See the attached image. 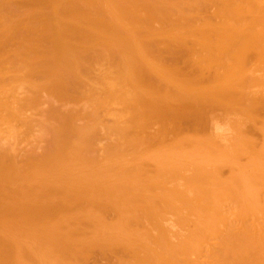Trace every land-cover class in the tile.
<instances>
[{"label":"bare ground","instance_id":"6f19581e","mask_svg":"<svg viewBox=\"0 0 264 264\" xmlns=\"http://www.w3.org/2000/svg\"><path fill=\"white\" fill-rule=\"evenodd\" d=\"M186 2L184 3V0H0V225L7 231L6 229L9 228L7 226L14 229L16 221L17 223L23 222L18 223V225L22 224L21 227L25 225L23 230L26 226L28 228L33 227L37 231L39 230L38 237L42 242L39 243L42 244V246L43 243H49L51 246L54 245L57 253L55 255L54 252L53 256H48L49 252H52V250L48 251L47 254L45 253L48 257L45 258L47 262L43 261L44 257H46L43 256V259H41V262L43 261L42 264H51L52 261H54L52 258L56 256L57 264H64L63 260L65 259L67 264H86L87 261L89 262L87 259V256H89L88 253L93 251L94 246L106 253V255L105 253L102 255L101 251L100 254L98 252L101 256L98 255L100 258L103 257L102 259L104 260L107 257L106 262L108 261L109 263H111L110 261L113 259L115 264H209V262H211V264H252L253 256L248 245L251 242H247V244L244 243L245 241H252V237L255 239V234L260 233L258 230L263 226L260 227V225L264 223L262 222L260 224L256 220V217V219L254 216L252 217L251 213L252 211L255 212L253 210L255 205L252 201L253 195L251 193L254 191H249L248 193L246 190L253 189L257 194L264 192L262 191L264 184L261 181L264 180V168L262 170L263 178L261 177L262 179L259 180V185L262 184V187L256 184L258 188H261L257 190L256 187L253 185L251 186V182L257 178L255 174L250 175L247 173L245 174L246 176H241L240 180L242 179L243 184L240 183L239 185L244 186L240 188L239 185L237 186L234 184L235 181L237 184L240 182L234 179L236 177H231V179L229 176L230 180L226 178L228 176L218 179L220 176L219 171L216 174V171H214L215 169L213 170L212 168L211 171H214V173L211 174L210 167L207 166L205 170H207V168L209 170L205 173L203 172L204 170H202L205 164H203V166L201 164L202 167L199 168L200 165L197 164L199 166L197 167L194 161L193 165H195L196 170L194 169L195 172L191 176L188 175L183 177L185 179L184 185H180V183L175 184L168 189V195L160 197L162 203L170 208H168V210L171 211V213L173 210V212L176 211L173 213L175 215L172 216L173 214L163 210L165 213L162 216L163 211L161 212V209L159 210L154 206H147L148 201L146 202L147 204H144L145 207L142 205L143 208H141L143 211L140 208L138 212L133 208L136 214L132 212L130 202L133 201H131L129 197L131 198V196H133L134 198L132 197V200H135V196L139 195L137 193L132 194L134 191L131 190L132 192L130 193L132 195L129 194V196L127 190L130 189L127 188V185L123 186L119 176L115 174H124L125 180H122L127 183L131 181L135 182V188L138 189L163 187L166 178L176 179L179 176L178 169L175 166L160 168L157 172V176L140 177V166L137 162L134 165L130 164V166L129 164H127V166L121 164L123 167L119 169L111 166L110 163L108 165V167H110L108 168L101 160L99 161L103 163L102 165L105 164V166H97L98 162L97 164L93 163L94 155H92L91 152L94 148L97 133L99 132L98 128L101 126H103L101 129L105 130L103 131L105 135L104 139L106 136L108 137V135L109 138L111 135H116L114 137L121 140L115 139V142H109L104 148L102 147L105 151L104 154H107V157L108 155H115L120 158L122 155L124 156L122 149L124 141L129 143L127 145L128 147H134V154H140V152H142L141 149L139 148L140 151L138 150V153L136 149L142 142L149 141L148 144L150 145V142L153 141L152 139L156 138L157 140L155 141H158V138H163L162 141L164 142L162 143L164 144L167 141L164 139L166 138V135L164 137L165 132L169 135V132H167L169 130H174L178 127L182 129L180 123L183 121L186 123L191 122L195 125V121L191 119L201 120L204 115L203 110H205V107L212 111L213 109H209V107L216 105L218 106V108L216 106L217 109H219L220 106L222 112L227 109L226 112L229 111V114L233 110H235L233 113L243 114V119L240 117L242 114L239 116L242 121L238 118L234 119L240 120V123H232L234 127L235 125H239V133L237 129L231 126L235 129V131L232 129L235 134L233 135V139L241 135V137L237 138L239 140L241 139V142L238 141L236 143L235 140H233L237 144L233 143L236 145L235 147H238V143L240 145L244 143V145H249V143L252 144L250 141L251 139H245L248 135V133L246 134L248 130L243 131L242 127L245 123L244 119L247 118V120L249 119L248 121L254 120L255 110L259 107L255 99L257 96L250 94L251 92L243 91L242 88V90H239V86L244 83L245 76H251V73L255 71L254 66H256V64L254 66L250 65L252 61H254V59L264 58V0H187ZM185 4L188 8L185 7ZM210 7H214V17L211 19H204L198 15L197 9L203 10ZM154 22H159L161 26L159 28H152ZM142 26L148 28V32L143 34L141 29ZM154 34L164 35L165 37L163 38L165 39H163V44L166 43L164 44L166 47L164 51L169 50V52L175 53L176 55L175 58L171 59V61L164 66V62L167 61L166 59L165 61L164 59H160V46V50L158 49V45L162 43H159L158 39L154 38ZM196 44L199 45V50L194 47ZM161 55L162 54H160V56ZM180 57H185L184 63L188 69L187 73L184 75L177 63ZM251 58L252 61H250ZM257 61L254 63L259 64L260 60ZM262 61H264V59ZM95 64L98 65L97 68ZM104 64L106 66H103ZM261 66H263V63ZM103 67H105V70ZM258 68H256V70ZM95 69L100 71V73L98 72L96 74V79L94 80H97L102 85H100L102 88V95L99 93V87L93 85L96 83H90L93 80V78H90V75ZM261 69L259 70L261 71ZM252 75V77H255L252 79H258L255 74ZM258 77L259 79L257 82H259V80L260 82L264 80V78H262L264 75L262 76L261 74V76ZM249 81L251 82L252 90V82L254 81L250 79ZM261 83L264 86V81ZM234 87L239 88L235 89ZM230 88L238 92H233V90L229 91ZM252 92L255 94V91ZM262 93L263 92H261V94ZM256 95H260V92ZM114 99L122 100L121 104L125 103L124 105L126 106L123 105L122 108L128 107L129 109H127V113L125 111L126 109H124L126 115H124V113L122 114L123 111L120 112L122 116H125H123L124 118L122 117L123 119L120 117L123 123L120 121L118 122L120 118H118L117 113H119L120 110H115L117 119L114 115V122L116 124L106 127L104 124L99 123V119H103L102 116L105 115V110L114 114L108 109V106L112 108V105L117 103L120 104L119 101L115 103L116 100ZM263 99L260 100L258 98L260 104H263ZM105 101H111L110 105L109 103L105 104ZM82 102L88 103H86V105ZM104 104L108 105L106 106L107 108L104 107ZM231 105L232 109L230 107ZM234 105L235 107L238 105L237 108L239 109L236 110ZM101 106L105 109L99 108ZM255 106L256 109L254 108ZM88 107L90 109H88ZM98 108L100 111L104 109L101 111L102 113ZM129 110L130 115H128L126 119ZM98 112L104 115L100 114V117ZM108 112L106 114L109 115ZM226 112L224 111L223 114H227ZM97 118L99 119L97 120ZM209 118L211 119V117ZM188 119H190V121ZM206 119L208 118L206 117ZM78 120L82 122L78 123ZM204 120L205 118L202 122ZM234 120L233 122H235ZM184 122L182 124L186 130L188 126H186ZM152 124L157 125L154 126ZM148 127H152V130H150L154 132H147L146 129ZM261 127H263V125ZM188 128L190 129V127ZM195 129H197V127L194 128V130ZM262 129L261 131H264ZM181 131L183 133V130ZM197 131L195 135L200 133V130L199 132ZM145 132L146 134L149 133V135L146 136L144 134ZM192 137L190 140L193 141L196 137ZM109 138L107 139L110 140ZM199 139L201 140V138ZM190 140L188 142L189 147L192 146L193 143L196 144L198 141H193L192 143ZM41 141H44V144H39ZM242 141L244 142L242 143ZM168 142H170V140ZM203 145L204 144H202L203 148L201 144H199V146L196 144L197 147H194V145V154H205L204 148L206 149V147ZM219 145L220 144H218V146ZM161 146L163 147V145ZM231 147L229 148L231 149ZM235 147L233 146L232 148L237 150L238 148ZM255 147H248V149H250L249 151L255 154L253 156H256V152H254ZM37 148H40V151H37ZM166 148H168V146ZM196 148L199 150L201 149L200 151H202V153L200 154ZM209 148L211 149V147ZM168 149H170L171 152L173 151L172 153H175V149ZM184 149H182V151ZM210 149L209 152H211ZM213 149L214 148H212V150ZM248 149L247 151L242 149V151L248 152ZM162 150H164V148ZM224 150L221 152L223 153ZM236 150L233 152L235 155L236 152L240 153L239 150ZM110 152H112V154H110ZM156 152L154 156H156ZM171 152H168V154ZM187 152L189 155V151ZM214 152H216V150L213 151V153ZM166 153L167 151L165 154ZM263 153L261 152V156H264ZM224 154L226 153L224 152ZM226 155L228 156V154ZM212 156L214 157V155ZM183 157L185 156H182V158ZM222 157L223 155L211 161L215 164L216 160H221L219 162L221 163L226 159V157H223L224 159H222ZM261 158L264 159V157ZM261 158H258V160L260 159L259 161L256 160V163H254L255 167L257 164H260L261 161H263L261 165L264 167V160ZM193 159L194 158H192V160ZM199 159L201 160H199L200 163L203 162L209 165V163L205 162L206 159ZM133 160L137 161V156ZM237 160L239 161V159ZM130 162H132V160ZM236 163L237 162L234 164ZM247 166H250V164ZM253 167L251 168L254 169ZM115 168L118 169L116 173L114 171ZM179 170L181 169L179 168ZM191 171L193 170L191 169ZM102 173L104 174L102 175ZM110 173H112V175ZM69 174L72 175L70 176ZM235 175H237L239 179L238 174ZM109 176L111 179L112 177L113 179L117 177L115 178L117 181L116 188L120 187L119 189L117 188V190L114 189L113 191H109V188L105 185L106 183H104L107 182L104 181V178L108 180L107 178L110 179ZM259 176H261V174ZM246 177L251 178L248 182L251 188L248 186L246 187L248 181ZM224 178H226V180H220ZM42 181L43 184L40 183ZM225 181L227 183H224ZM100 182L103 183L100 184ZM260 182L262 183L260 184ZM254 183L255 181L253 184ZM64 184L69 187H65ZM102 184L105 186L103 187ZM228 184H234L236 187L228 186ZM70 185L73 189H70ZM129 185L132 186L131 184ZM80 187L82 189H80ZM87 188L89 189L88 192H86L88 190ZM256 190L259 192H256ZM117 191L119 193H116ZM243 191L245 192L243 193ZM120 192L127 194H125L127 201L124 200L122 203L120 200L117 203H111L115 206L114 208H116V212H118L119 216L117 217L115 210L111 209L116 213L113 217L114 221H104L103 218L105 217H103L102 212L105 209L109 210L111 207L106 206L103 209L102 206L107 205L102 203L104 200L95 201L91 196L95 193L97 197L100 194L103 198L107 196L111 197V194L109 195L107 193H114L113 195L119 194L118 196L123 195ZM235 192H239V194ZM86 193H90L91 196ZM103 193H106V195ZM240 193L241 196H246L247 202H240L242 205L237 203L238 206L240 205L242 210L245 208L246 204L248 207L251 206L250 210L252 211L248 210L249 208H245L246 210L243 212L244 214L246 211L250 212H247V214L251 215V217L260 224L258 226L256 222H253L257 224H255L256 227L254 228L260 227L259 229L255 230L252 228V225H254L252 222L243 223V220H248V215L236 214V212L240 210L236 205L231 207L233 208L236 206V209H239L238 211L235 210V213H230L228 211L229 208V210H232V208L227 205L229 203L227 198L230 197L231 194H234L232 197L234 196L237 198L238 195L240 196ZM229 194L230 196H227ZM257 194L253 196L254 200L258 197ZM171 196H173V198H171ZM230 198H228V200ZM240 200L242 201V198H240ZM220 201L223 203L221 204ZM224 201L228 203L225 204ZM236 201L238 200L235 199L234 202L232 203L231 201V203L235 204ZM126 202H129V204ZM250 202L252 204H249ZM89 203L91 205L93 204L94 207L90 208L89 206L91 205L86 206ZM223 205L229 206V208ZM77 207L81 209L78 208L77 210ZM95 207L99 209L101 207L102 212L100 210V213ZM185 208H188L190 212L191 210L196 211H194V215H190L189 212L188 214L190 216H188V211L186 212ZM70 209H73L72 212L74 213H66V211ZM74 209L76 210L74 211ZM129 209L131 212L128 211ZM225 210L226 214L228 213V217L231 216V214H235V217L230 218L232 220L228 217V219H226V216H224L225 213L223 212ZM81 211L83 213L88 212L86 215L92 214V216H88V219L91 217L94 218V221L90 219V221L92 220L93 222L94 229H96V231L94 230L93 232L90 226L92 237H87L86 234L83 231L80 232L81 230L78 228V226L82 225L84 222V218L82 217L83 213ZM183 211L186 214H184ZM243 212L240 210L239 213ZM140 213L142 214L141 217H144H142L144 220L139 217ZM76 214L81 215L77 216ZM166 214L171 216V218L168 216V219H173L172 223L170 219H166L167 216L165 218ZM183 214L184 216L187 215L185 217L188 219H186ZM196 214L198 219H201L200 222L197 219L200 225H197V221L193 218L196 217ZM97 215L100 216V220L97 218ZM176 215H179L180 219L181 217L182 219L185 218L186 225L194 219L193 223L195 227L194 224L191 223L189 227H194L192 229L190 228L191 231L189 227H187V229L186 226V229H184V222H181L182 219L176 221L179 220V218L175 219ZM62 216L63 218H61ZM66 216L69 220L65 218ZM68 216H72V220H76V223L77 219L83 221L81 223L79 221V225L73 222L74 225H78L75 226V228L71 226L67 228L69 223H72L71 218ZM58 217L62 219L60 225L68 223L65 225V227L67 226L66 229L62 227L64 229L62 231H60V226L56 223L57 221H54V219ZM189 217H192V219L190 220ZM164 218L165 222L163 220ZM225 219L226 221H230V224L225 223ZM12 220H15L14 224H12ZM105 220L107 219L105 218ZM174 220L179 224H183V230H181L182 225L180 229V226L176 224ZM90 221H88V224H90ZM101 221L104 222L102 223ZM220 221H223V223ZM216 222H219L222 226L218 223V225L212 226L216 224ZM100 223L103 224V226H101ZM209 224L212 225L209 226ZM19 226L18 228L20 229ZM27 227L26 230H28V234H25L26 237L28 235V237H30L31 234V237H34L35 231H33V228H31L32 232H30ZM173 227H176L177 230L178 228L180 229L177 231V234L175 232L176 228L173 229ZM203 227L206 231L208 229L213 231L214 228V230H218V228L224 227L226 229L224 231L228 232L225 233L226 235L220 234V237H223L224 240L222 238V243L219 244L221 240H219V236H217L219 234L214 235L209 233V230L206 234ZM9 229L8 231L11 234L18 231L14 229L15 232H12ZM106 229L108 231H106ZM252 229L254 234L251 232ZM20 230L21 232L23 231L22 228ZM26 230L24 233H26ZM187 230H189L188 234H186ZM179 231H182L181 233L184 231L185 234H181L182 236H180L178 233ZM220 231L223 232L221 229ZM261 231L264 233L263 227ZM262 232L259 234V237ZM209 234H211V237L214 235V239L211 238ZM204 237H206V239L210 237V242L215 240L216 237L217 239L215 241H218V244L217 242L211 243V245L214 246L208 249L210 244L208 243L209 245L207 246L206 242H204V245L206 244L207 246H205L207 250L204 246L200 248L203 243L200 239ZM258 238L254 241L257 242V240H259V242H261V237ZM203 241H205V238ZM19 242L20 244H18V241H15V238L9 233L0 235V257L2 259H0L2 262H0V264H22L24 260L21 257L27 258L26 255H30V251L28 252L29 249L25 250L28 246L22 249L25 242ZM51 246L47 248H53ZM198 250L200 251L195 252ZM26 251L28 254H24ZM106 251H109L110 256ZM203 251L208 253L211 258L210 256L207 257L206 253ZM192 253H196L195 255L193 254L194 257H196L197 254L203 253L198 256V259L201 256L200 259L209 258L211 260L206 261L205 259L204 261L203 259L202 261L194 259L191 257ZM203 255H206V257ZM31 258L32 257H30V259ZM108 258L110 261L107 260ZM21 259L22 262L18 263V260L21 261ZM80 259L81 261H78ZM41 262L39 261V263ZM24 263L26 264V262Z\"/></svg>","mask_w":264,"mask_h":264},{"label":"rangeland","instance_id":"374dc122","mask_svg":"<svg viewBox=\"0 0 264 264\" xmlns=\"http://www.w3.org/2000/svg\"><path fill=\"white\" fill-rule=\"evenodd\" d=\"M187 0H184V3L186 2ZM189 2V1H188ZM186 4H187V2H186ZM185 4V7L186 8H188V6ZM143 11V10H142ZM141 11V12H142ZM213 11H214V7H210V8H205V9H203V10H198L197 9V12H198V15L199 16H201L202 18H204V19H211L212 17H214V13H213ZM142 14H143V12H142ZM158 23V24H157ZM161 26V24L159 23V22H154L153 23V25H152V28H155V27H157V28H159ZM142 33L144 34V33H146V32H148V28H145V26L143 27L142 26ZM146 30V31H145ZM163 37H165L164 35H156V34H154V38H157L158 39V42L159 43H162L161 45L159 44L158 45V49H159V46H160V53H159V57H160V59H164V61H165V59H166V61L167 62H164L165 64H163V66L164 65H166V63L168 64L170 61H171V59H173V58H175V53H172V52H169V50H167V51H164L165 49H166V47H165V45L164 44H166V43H164L163 44V39H165V38H163ZM166 41V40H165ZM164 46V47H163ZM176 47V46H175ZM194 47L196 48V49H198V47H199V45H194ZM193 47V48H194ZM165 48V49H164ZM199 50V49H198ZM163 52V53H162ZM160 54H162L161 56H160ZM264 59V58H263ZM263 59H257L258 61H259V64H257V63H254V62H256L257 60L256 59H254V61H252V58L250 59V61H252V63L250 64L251 66H254L255 64H256V66H254L255 67V73L253 72V73H251V76L249 75V76H245L244 77V83H242V85L241 86H239L240 87V89L239 90H242L243 89V91L245 90V92H251L250 94H253L254 96H257L255 99H256V101H257V106H259L257 109H256V106L254 107L256 110H255V116H254V120H252V121H248L247 120V118L246 119H244V125H243V131L245 130V131H247L246 132V134L248 133V135H247V137H245V139L246 138H248V140H250L251 142H252V144L251 143H249V145H244V144H239L238 143V147H235L237 144V142L238 141H240L241 142V139L239 140V139H237L238 137H241V135L240 136H238L237 137V135H236V137L237 138H235V139H233V135H235L234 134V131H235V129H237V131H238V133H239V125L238 126H236L235 125V127H234V125H232V123H237L238 124V122L241 120V119H243L242 117H243V114L242 113H233V111H235V110H233L230 114H229V111L228 112H226V110H224L227 114H223V112L220 110V106H219V109H217L218 108V106H217V108H216V106H213V107H209V109H213L212 111H210V110H208V108L207 107H205V110H203L204 111V115H203V117L205 118V120L202 122V120L204 119L203 117H202V119L201 120H194V119H191L192 121H195V125L194 124H192L191 122H184V124L186 125V126H188V127H190V129L188 128V127H186V130L184 129V127H183V122H181L180 123V125H182V126H180V127H182V129L181 128H176V129H174V130H169V131H167V132H169V135H167V133L165 132L164 133V137H165V135H166V138H164V139H166L167 141L163 144L162 142H164V141H162V139H160V138H158V141H155V140H157L156 138H154V139H152L153 141H151L150 142V145L148 144V142H146V141H144V142H142L140 145H139V147L136 149V151H137V153H138V150L140 151V149H141V151L142 152H140V154H134V151L135 150H133V148H130V147H128L127 145L129 144V143H126L125 141H124V145H123V147H122V149H123V154H124V156L122 155L120 158H118V157H116L115 155H108V157H107V154H104L105 153V151H104V146L105 145H107L109 142H115L114 140L115 139H119V138H115L114 136H116V135H111L110 136V138H109V135H108V137L106 136V138L104 139V137H105V135H104V132L103 131H105V130H102L101 128L103 127V126H101L100 128H98V131L100 132V134H99V132L97 133V137H96V140H95V142H94V148H93V150H94V154H93V150H92V155H94V161H96V162H94L93 161V163L95 164H97V162H98V165L97 166H99V165H101V167L102 166H105V164L107 165V167H108V165H109V163H110V165L111 166H114V167H117L118 169L119 168H122L123 166H127V164H129V166H130V164L131 165H134V164H136V162H137V164L140 166V173H139V176L141 177H150V176H157L158 175V171H159V169L160 168H165V167H170V166H175L177 169H178V172H179V176L176 178V179H172V178H166L165 180H164V184H163V187H152V188H145V189H138V188H135V182H132L131 180H129V181H131L130 183H127V182H124V174H122V173H116V170H118L117 168H115V175H117V176H119V179L121 180H119L120 182H122V185L123 186H126L127 185V188L128 189H130V190H127L128 192V195L129 194H131L130 192H132V191H134V192H132V194H134V193H137L139 196H135V200L133 199L132 200V197L133 196H131V198L129 197V199L131 200V201H133V202H130L131 203V205H130V208L132 209V212H134L133 211V208H134V210L136 211H138V210H140V208L142 207L143 208V206L142 205H144V204H147V206L149 205L150 207H152V206H154L155 208H157V209H161L160 211L162 212L163 210L165 211H168L169 213H171V211H169L168 210V208L169 207H167V206H165L163 203H162V201L160 200V197L161 196H164V195H168L169 194V191H168V189L170 188V187H172L173 185H175V184H179L180 183V185H184L183 183L185 182V179L183 178V177H186V176H191L195 171H194V169H195V165H193L194 163V161H195V164L197 165H200V167L197 165V167H199V168H201L202 166H203V164H205L203 167H204V169H202V170H204L203 172H208V170L210 169V171L212 170V168H213V170L214 171H216L215 173L217 174V172L219 171V177H218V179L219 178H222V177H226V176H228V177H226L227 179H229L230 180V178L231 177H236L237 178V175H235V174H238V176H239V179L237 178H234L235 180H239L240 182H238V184L236 183V181H235V183H234V181H233V183L235 184V185H239L240 183H242L243 181H242V179L240 180V177L241 176H246L245 174H250V175H253V174H255V177H257V178H255V183L253 184V182L254 181H252L251 182V186L253 185L254 187H256L257 188V190L258 189H261L260 187H262L261 185V183L263 182V184H264V180H261L262 182H260V184L261 185H259V180L260 179H262L263 178V174H262V170H263V166L261 165V163L263 162V161H261V163L260 164H257V166L255 167V165H254V163H256V160H258V158H261V157H264V156H261V152L263 153V148H264V131H261V129L262 128H264V102H263V104L261 103H259L260 102V100L261 99H263L264 98V86L262 85V83L261 82H263V81H261L260 82V80H259V82H257L258 81V79H259V77L258 76H261V74H262V76L264 75L263 73V68H264V61H262ZM162 61V60H161ZM175 61H177V60H175ZM184 61H185V57H180V59H179V61L177 62L178 63V66H179V68H180V70H181V72H182V74L184 75V74H186L187 73V71H188V69H187V67L185 66V63H184ZM257 61V62H258ZM262 61V62H261ZM100 63V62H99ZM98 63V64H99ZM261 63V64H260ZM262 63H263V66H261L262 65ZM259 65H260V67L262 68H260L259 67ZM95 66H96V68H97V64H95ZM103 66H106L105 64L103 65ZM165 67H167V66H165ZM253 67V68H254ZM259 67V68H258ZM256 68H258L257 70H259V69H261V71L259 72V71H257L256 70ZM103 69L105 70V67H103ZM103 70V71H104ZM254 70V69H253ZM94 72H92L91 73V75H90V78L92 79L93 78V80L91 81V80H89V81H91L90 83H92V82H95L96 84H93L94 86H96V87H99L98 88V90L100 91H98L100 94L102 93V91H101V84L97 81V80H94V79H96L95 78V76H96V74L99 72L100 73V71L99 70H97V69H95V70H93ZM250 71V70H249ZM248 71V72H249ZM252 71V70H251ZM247 72V73H248ZM250 73V72H249ZM259 73V74H258ZM252 74H255V76H257V78L258 79H252V78H255V77H252L253 75ZM186 76V75H185ZM262 78H264V77H262ZM262 78L260 77V79L262 80ZM248 79V80H247ZM249 79L251 80V81H254V82H252V90H251V82L249 81ZM256 80V81H255ZM98 82V84H97V82ZM247 83V84H246ZM254 83H256V84H258V85H256V84H254ZM101 85V86H100ZM245 85V86H244ZM248 85V86H247ZM239 87H234L235 89H237V88H239ZM242 88V89H241ZM259 88V89H258ZM235 89H229V91L231 90H233V92H238V91H234ZM259 90H261V91H259ZM252 91H255V94H254V92H252ZM260 92V95H256V94H259V92ZM261 92H263L262 94H261ZM102 95V94H101ZM263 96V97H262ZM258 98L260 99L259 101H258ZM84 100V99H83ZM114 100H116V99H114ZM264 100V99H263ZM106 101H108V100H106ZM105 101V104H108L109 103V105H110V103H111V101H109V102H106ZM120 102V104H115V105H112V108H111V106H108V105H105L104 104V107L105 108H107L106 106H108L109 108V110L110 111H112L114 114H112L111 112L109 113L107 110H105L106 112L104 113V114H101L102 112V110H104L105 108L103 107V106H101V107H99V108H104V109H102L101 111H100V109L98 108V110L101 112L100 114L101 115H104V116H102V118L103 119H99V118H97V120L99 119V123H101V124H104L106 127L107 126H113L114 124H116L114 121H115V118H114V115L116 116V111L115 110H120L119 111V113H117V116H118V118H122L124 115H126V113H127V109H129L128 107L127 108H124V109H126L125 111H126V113L124 112V109L122 108L123 107V105L125 104V103H122L121 104V101H120V99H118V100H116L115 101V103L116 102ZM114 102V101H113ZM262 102V101H261ZM82 103H85V102H82ZM81 103V104H82ZM86 103H88V102H86ZM85 103V104H86ZM90 104V103H89ZM112 104H114V103H112ZM260 104V105H259ZM79 105H80V103H79ZM79 105H77V106H79ZM87 105V104H86ZM117 106V107H116ZM125 106V105H124ZM262 106V107H261ZM126 107V106H125ZM215 107V108H214ZM231 107V109H232V105L230 106ZM237 107H238V105H237ZM237 107H235V105H234V108H236V110H238L239 108H237ZM120 108V109H119ZM123 110H122V109ZM207 108V109H206ZM88 109H90L89 107H88ZM204 109V108H203ZM222 109V108H221ZM229 110H230V108H229ZM115 111V112H114ZM123 111V112H122ZM109 113V115L108 114H106V113ZM120 112H122V114L124 113V115L122 116L121 115V113ZM206 112H208V113H206ZM237 112V111H236ZM238 112H240V111H238ZM206 113V114H205ZM233 113V114H232ZM99 114V112H98V115H100ZM110 114H111V116H110ZM119 114V115H118ZM240 114H242V116H240ZM101 115H100V117H101ZM121 115V116H120ZM128 115H130V110H129V112H128V114H127V116H126V119H127V117H128ZM117 116H116V119H117ZM226 116V117H225ZM241 117V119H240V117ZM99 117V116H98ZM125 117V116H124ZM123 117V118H124ZM206 117L208 118V119H206ZM209 117H211V119L209 118ZM120 118V120H118V122L120 121L121 122V120L123 119H121ZM235 118H238V119H240L239 121L237 120V122H236V120H234ZM190 119H188L189 121H190ZM102 120H104V121H102ZM233 120L235 121V122H233ZM246 120H247V122H246ZM100 121H102V122H100ZM108 123H107V122ZM125 121V120H124ZM187 121V120H186ZM196 121H198V122H200V123H198V122H196ZM217 121V122H216ZM223 121V122H222ZM242 121V120H241ZM78 123H80V122H82V121H77ZM116 122H117V120H116ZM213 122V123H212ZM252 122H254V123H252ZM113 123V124H112ZM121 123H123V121L121 122ZM197 123H198V126H197ZM205 123V124H204ZM231 123V124H230ZM240 123V122H239ZM100 124V125H101ZM212 124V125H211ZM3 125V124H2ZM97 125L99 126V124L97 123ZM152 125H154V124H152ZM155 125H157V124H155ZM154 125V126H155ZM194 125V126H193ZM254 125V126H253ZM263 125V127H261ZM231 126H233L234 128H232ZM256 126V127H255ZM2 127V126H1ZM197 127V129H195L197 132H199V130H200V133H197V135H195V130H194V128H196ZM198 127H200V128H198ZM217 127V128H216ZM252 127V128H251ZM148 128H149V130H148ZM146 130H147V132L149 131V133L150 132H154V131H151L152 130V127L150 128V127H148ZM188 128V129H187ZM256 128V129H255ZM261 128V129H260ZM104 129H105V127H104ZM151 129V130H150ZM178 129V130H177ZM232 129H234V131L232 130ZM253 129V130H252ZM258 129V130H257ZM102 130V131H101ZM154 130V129H153ZM180 130V131H179ZM181 130H183V133H182V131ZM262 130H264V129H262ZM175 131V132H174ZM185 131V132H184ZM193 131V132H192ZM195 131V132H194ZM203 132V133H202ZM206 132V133H205ZM209 132V133H208ZM220 134H219V133ZM149 133L148 134H146V132L144 133L146 136L147 135H149ZM172 133V134H171ZM215 133H216V135H215ZM222 133V134H221ZM99 134V135H98ZM106 134V133H105ZM176 134V135H175ZM183 134H185V135H183ZM217 134H219V135H217ZM107 135V134H106ZM174 135V136H173ZM222 135V136H221ZM231 135V136H230ZM245 135V134H244ZM250 135H252V136H250ZM171 138H170V137ZM193 136V137H192ZM194 136L196 137V138H194ZM200 136H202V137H200ZM228 136V137H227ZM246 136V135H245ZM249 136V137H248ZM191 137L192 138H194L193 139V141H197L196 142V144H198V146H199V144H201V147H202V144H204L203 146L204 147H206V149L204 148V150H205V154L204 153H202V151H200L198 148H196L197 149V151L198 152H200V154L202 153V155H199L198 153H196V154H194V151H193V149H194V147H197L196 146V144L195 143H193V141L192 140H190L191 139ZM201 138V140L199 139V138ZM31 138V137H30ZM107 138H109L110 140H108ZM170 138V139H169ZM243 138H244V136H243ZM261 138V139H260ZM159 139H160V142L162 143H160L159 142ZM187 139V140H186ZM196 139V140H195ZM255 139V140H254ZM120 140V139H119ZM123 140V139H122ZM170 140V142H168ZM189 140H190V142L192 141V143H193V145L192 146H190L189 147ZM218 140V141H217ZM221 140V141H220ZM233 140H235V142L233 141ZM254 140V141H253ZM121 141V140H120ZM204 141V142H203ZM207 141V142H206ZM146 142V143H145ZM156 142H158V143H156ZM201 142H203V143H201ZM208 142H210V143H208ZM220 144L219 146H218V144ZM244 141H242V143H243ZM152 143H154V144H152ZM168 143V144H167ZM172 143V144H171ZM230 143V144H229ZM233 143H235L236 145H234ZM39 144H44V141H41ZM151 144H152V146H151ZM163 145V147L161 146V145ZM165 144H167L166 146H164ZM209 144V145H208ZM216 144V145H215ZM225 144V145H224ZM228 144V145H227ZM233 144V145H232ZM142 145V146H141ZM157 145V146H156ZM172 145V146H171ZM195 145V146H194ZM233 147H235V148H238L237 150L236 149H234V148H232L231 146ZM168 146V148H171L172 150H174L175 149V153H172L171 152V150L170 149H168V148H166ZM170 146V147H169ZM194 146V147H193ZM208 146V147H207ZM213 146H215V147H213ZM227 146V147H226ZM231 147V149L229 148V147ZM242 146V147H241ZM250 146V148L251 147H255L254 148V152H256V156H253V155H255V154H252L251 153V151H249L250 149H248V147ZM103 147V148H102ZM131 147H132V145H131ZM209 147H211V149L209 148ZM218 147V148H217ZM244 149V150H246L247 151V149H248V152H245L244 150L242 151V149ZM140 148V149H139ZM143 148V149H142ZM164 148V150H162ZM185 148V149H184ZM187 148H189V149H187ZM203 148V147H202ZM208 148V149H207ZM212 148H214L213 150H212ZM221 148V149H220ZM155 149H156V151H155ZM182 149H184L183 151H182ZM192 149V150H191ZM209 149H210V151L211 152H209ZM220 149V150H219ZM225 149V150H224ZM227 149H229V150H227ZM241 149V150H240ZM163 152H161V151ZM191 150V151H190ZM203 150V149H202ZM216 150V152H214L213 153V151H215ZM222 150H224L223 151V153L221 152ZM227 150V151H226ZM234 150H236V151H240V153L239 152H236V155H235V153H233L234 152ZM252 150V149H251ZM37 151H40V148H37ZM104 151V152H103ZM159 151V152H158ZM167 151V155L165 154V152ZM177 151V152H176ZM185 151V152H184ZM187 151H189V155H188V152ZM196 151V150H195ZM218 151V152H217ZM229 151H231V152H229ZM133 152V153H132ZM155 152H156V156H154L155 155ZM162 154H161V153ZM168 152H171V153H169L168 154ZM184 152V153H183ZM187 152V153H186ZM204 152V151H203ZM220 152H221V155H220ZM224 152L226 153V154H228V156L226 155V154H224ZM243 152V153H242ZM252 152H253V150H252ZM97 155H96V154ZM144 153V154H143ZM153 153V154H152ZM194 155H193V154ZM216 153H219V154H216ZM230 153V154H229ZM238 153V154H237ZM246 153V154H245ZM248 153V154H247ZM110 154H112V152H110ZM158 154V155H157ZM234 154V155H233ZM257 154H258V157H257ZM264 154V153H263ZM165 155H166V158H165ZM204 155V156H203ZM212 155H214V157L212 156ZM220 155V156H219ZM223 155V157H226V159H224L223 157H222V159H224V161H222L221 163H219L220 161H215V164H214V162L213 161H211L212 159H214V158H219V157H221ZM232 155V156H231ZM251 155V156H250ZM261 157H260V156ZM136 156H137V161H134L133 159L134 158H136ZM152 156V157H151ZM182 156H185V157H183L182 158ZM197 156V157H196ZM209 156H210V158H209ZM216 156V157H215ZM217 156H219V157H217ZM236 156V157H235ZM250 156V157H249ZM159 157V158H158ZM188 157V158H187ZM211 157H213V158H211ZM229 157H231V158H229ZM233 157H234V159H233ZM249 157V158H248ZM133 158V159H132ZM147 158V159H146ZM150 158V159H149ZM152 158V159H151ZM157 158V159H156ZM175 158H176V160H175ZM187 158V159H186ZM190 158V159H189ZM192 158H194L193 160H192ZM199 158H201V159H206V161L205 162H207V163H209V165H206V163H200V159ZM254 158V159H253ZM231 159V160H230ZM236 159V160H235ZM237 159H239V161L237 160ZM247 159V160H246ZM262 159V158H261ZM99 160H101V161H103V163H105L104 165H102L103 163L101 162V161H99ZM128 160V161H127ZM132 160V162H130V161ZM160 160V161H159ZM200 160V161H199ZM229 160V161H228ZM260 160V159H259ZM258 160V161H259ZM262 160H264V159H262ZM153 161V162H152ZM197 161V162H196ZM225 161H227V162H225ZM237 162L236 164H234L235 162ZM115 162H117V163H115ZM128 162V163H127ZM133 162H135V163H133ZM229 162V163H228ZM233 162V163H232ZM100 163V164H99ZM112 163H113V165H112ZM191 165H190V164ZM211 163V164H210ZM219 163V164H218ZM243 163V164H242ZM120 164V165H119ZM121 164L123 165V166H121ZM201 164H202V166H201ZM213 164V165H212ZM242 164V165H241ZM249 165L250 164V166H247V165ZM254 165V167H253V165ZM121 166V167H119V166ZM211 165H212V167H211ZM216 165H217V167H216ZM218 165H220V166H218ZM240 165V166H239ZM244 165V166H243ZM194 166V167H193ZM207 166H209L210 168L208 169L207 168V170H205L206 169V167ZM215 166V167H214ZM110 167V166H109ZM108 167V168H109ZM188 167V168H187ZM196 167V168H197ZM249 167V168H248ZM251 167H253L254 169H252ZM107 168V169H108ZM179 168L181 169V170H179ZM232 168V169H231ZM183 169V170H182ZM191 169L193 170V171H191ZM198 169V168H197ZM112 170V171H113ZM196 170V169H195ZM236 170V171H235ZM260 170H261V172H260ZM107 171H110V170H107ZM111 171V172H112ZM214 171H211L210 173L211 174H213L214 173ZM264 171V170H263ZM197 172V171H196ZM232 172V173H231ZM246 172V173H245ZM109 173V172H108ZM114 173V172H113ZM210 173H208V174H210ZM222 175H221V174ZM83 174H85V173H83ZM82 174V175H83ZM104 173H102V175H103ZM111 175H112V173H110ZM183 174H184V176H183ZM228 174V175H227ZM234 174V175H233ZM240 174V175H239ZM261 174V176H259ZM70 175V174H69ZM72 175V174H71ZM70 175V176H71ZM75 175V174H74ZM81 176V175H80ZM100 176V175H99ZM105 176V175H104ZM218 176V175H217ZM229 176H230V178H229ZM75 177V176H74ZM77 177H78V175H77ZM76 177V178H77ZM100 177H102V176H100ZM105 177H107V176H105ZM110 177V176H109ZM253 177V176H252ZM262 177V178H261ZM49 178H51V177H49ZM104 178V177H103ZM115 178H117V177H115ZM113 179V177H112V179H111V177H110V179L109 178H107L108 180H105L106 178H104V181H107V182H104V183H106L105 185L109 188V191H113L114 189H116L117 190V188H116V186H117V181H116V179ZM180 178V179H179ZM226 178H224V179H220V180H222V181H224V180H226ZM242 178H244V177H242ZM247 178V177H246ZM75 179V178H74ZM78 179V178H77ZM122 179H124V180H122ZM232 179V178H231ZM233 179V180H234ZM249 179H251V178H247L246 180H248L247 181V185H246V187L248 186V187H250V185H249ZM53 180H54V178H53ZM72 180V179H71ZM70 180V181H71ZM76 181V180H75ZM74 181V182H75ZM257 181H258V183H257ZM46 182V181H45ZM44 182V183H45ZM57 182V181H56ZM71 182H73V181H71ZM103 182H100V184L101 183H103ZM218 182V181H217ZM40 183H42L43 184V181L42 182H40ZM58 183V182H57ZM70 183V182H69ZM77 183H79V182H77ZM76 183V185H78ZM221 183V182H220ZM224 183H227L226 181L224 182ZM229 183V182H228ZM66 184V183H65ZM64 184V185H65ZM72 184V183H71ZM74 184V183H73ZM109 184V185H108ZM129 184H131L132 186H130ZM211 184H213V183H211ZM210 184V185H211ZM230 184H232V183H230ZM230 184H228V186L230 185ZM230 185V186H235V185ZM243 184V183H242ZM256 184H258L260 187L258 188V186L256 185ZM59 185V184H58ZM66 185H69V184H66ZM65 185V187H67ZM82 185L84 186V184L82 183ZM103 185V184H102ZM105 185H103V187L105 186ZM119 185V184H118ZM216 185V184H215ZM63 186V185H62ZM71 186V185H70ZM75 186V185H74ZM81 186V185H80ZM101 186V185H100ZM99 186V187H100ZM121 186V185H120ZM240 186V188H241V186L243 187L244 185H239ZM64 187V186H63ZM69 187V186H68ZM67 187V188H68ZM78 187H79V185H78ZM78 187L76 186V188L78 189ZM106 187V188H107ZM212 187V186H211ZM219 187V186H218ZM236 187V186H235ZM253 187V188H254ZM105 188V189H106ZM120 188V187H119ZM118 188V189H119ZM122 188V187H121ZM212 188H215V187H212ZM239 188V187H238ZM251 188V187H250ZM70 189H73L72 188V186H71V188ZM80 189H82L81 187H80ZM88 189V188H87ZM94 189V188H93ZM233 189V188H232ZM234 189H236V188H234ZM244 189V188H243ZM74 190H75V188H74ZM132 190V191H131ZM245 190V189H244ZM256 190V192H259V191H257ZM89 191V189L86 191V192H88ZM91 191V190H90ZM101 191V190H100ZM104 191V190H103ZM234 191H236V190H234ZM237 191H240V190H237ZM249 191L250 192H252V191H254L253 193H251L253 196H254V194H257V193H255V190H253V189H251V190H246V192H248L249 193ZM262 191H264V185H263V188H262ZM245 191H243V193H244ZM260 192H261V190H260ZM116 193H119L118 191L116 192ZM120 193H122V192H120ZM235 193H238L239 194V192H235ZM86 194H88V193H86ZM92 194V193H91ZM96 194V193H95ZM93 195V196H91L90 195V193L88 194L89 196H91V198L93 199V200H95V201H97V200H99V201H102V200H104V201H102V203L105 205V204H107V205H105V206H102V208L104 209L106 206L107 207H111V208H109V210H107V209H105L103 212H102V208L100 207V209L98 208H96V210H98L99 212H100V210H101V212H102V214H103V217H105L107 220H105V218H103L104 219V221H106V222H111L112 220L114 221V219H113V217L115 216V214H116V216L118 217L119 215H118V212H116V208H114L115 206L113 205L114 204V202H119L120 200H121V202L122 201H127L126 199H127V197H126V193H122L123 195H120V196H118L117 194H115V195H113L114 193H107V194H111V197H109V196H107L106 198L104 197H102V196H100V194H101V192H100V194H99V196L97 197L96 195ZM103 194H105L106 195V193H103ZM126 194V195H125ZM131 194V195H132ZM246 194V193H245ZM85 195V194H84ZM88 195H87V197H88ZM97 195H98V193H97ZM232 195H234V194H231V196H230V194L229 195H227V196H230V197H228V198H230L229 200H228V198H227V196H226V198H227V201H229V203L227 204L226 203V201H224L225 202V204H227V205H229L230 207L231 206H233V205H236L237 207H239L240 208V210H241V212H243L244 210H246L245 208H249L248 210H250V207H248L247 206V204L245 205L244 203V205H245V208H243V210H242V207L239 205L238 206V204L237 203H240V202H244V201H246L247 202V198H246V196H241V193H240V196L238 195V197L237 198H235L234 196L232 197ZM258 195V197L256 198V195H255V200H254V197L252 196V201L254 202V205H255V207H254V211L255 212H253L252 210H250V211H252V217L254 216V218L258 221V223H264V221H263V219H264V192H261V193H259V194H257ZM262 195V196H261ZM104 196V195H103ZM122 196V197H121ZM85 197H86V195H85ZM94 197V198H93ZM103 198V199H101V198ZM249 197V196H248ZM259 197H260V199H259ZM78 198H80V197H78ZM82 198V197H81ZM90 198V199H91ZM96 198H98V199H96ZM134 198V197H133ZM171 198H173V196H171ZM225 198V199H226ZM238 200V201H236V203L235 204H232L233 202H234V200ZM240 198H242V201L240 200ZM251 198V197H250ZM82 199H84V198H82ZM87 199V198H86ZM113 199V200H112ZM223 199V198H222ZM224 199V200H225ZM249 199V198H248ZM258 199V200H257ZM112 200V201H111ZM107 201H108V203H107ZM148 201V202H147ZM222 201V200H221ZM220 201V203L222 204L223 202H221ZM231 201H232V203H231ZM251 201V202H252ZM260 201V202H259ZM89 202V201H88ZM110 202V203H109ZM120 202V203H121ZM147 202V203H146ZM249 203V204H252V203ZM111 203H113V204H111ZM115 203V204H116ZM123 203V202H122ZM121 203V204H122ZM126 203H128L129 204V202H126ZM125 203V204H126ZM127 204V205H128ZM155 204V205H154ZM230 204H232V205H230ZM241 205H242V203H240ZM89 205H91L90 203L89 204H87L86 206H89ZM111 205V206H110ZM113 205V206H112ZM118 205V204H117ZM126 205V206H127ZM157 205V206H156ZM125 206V205H124ZM223 206H225V207H227L226 205H223ZM223 206H222V208H223ZM229 206L227 207V208H229ZM231 207L232 208V210H229L228 209V211L230 212V213H235L236 211H238L239 209H236L237 207ZM90 208L91 207H94V205L92 204L91 206H89ZM113 207V208H112ZM144 207H145V205H144ZM160 207V208H159ZM166 207V208H165ZM225 207H224V209H225ZM258 207V208H257ZM76 208V207H75ZM78 208L79 209H81L80 207H77V210H78ZM85 208V207H84ZM83 208V209H84ZM94 208V209H95ZM141 208V210L143 211V209ZM183 208V207H182ZM226 208V209H227ZM256 208V209H255ZM86 209H87V207H86ZM93 209V208H92ZM111 209H114L115 210V212L116 213H114L113 212V210H111ZM170 209V208H169ZM186 209V208H185ZM223 209V210H224ZM76 209H74V211H75ZM95 210V211H96ZM107 210V211H106ZM173 210V209H172ZM179 210V209H178ZM183 210V209H182ZM236 210V211H235ZM240 210H239V212H240ZM73 211V209H70L69 211H66V213L67 212H71V213H74V212H72ZM84 211V210H83ZM93 211V210H92ZM94 211V212H95ZM107 213H106V212ZM128 211H130L131 212V210L129 209ZM162 212V216H163V214L166 212ZM174 211V210H173ZM172 211V213L171 214H173V213H175V212H173ZM179 211H181V210H179ZM179 211H177V212H179ZM188 211V212H187ZM194 211H196V210H191V212H190V210L187 208L186 209V212H187V214L190 212V215H194ZM227 211V212H228ZM232 211V212H231ZM259 211V212H258ZM77 212V211H76ZM82 212V211H81ZM100 212V213H101ZM130 212H128V213H130ZM139 212V211H138ZM167 212V213H168ZM199 212V211H198ZM225 214H224V216H226V219H230V218H234L235 216V214L233 215V214H231V216H229L228 217V213L226 214V210L225 211H223ZM239 212H236V214L238 213V214H244V212L243 213H239ZM247 212H249V211H246L245 212V214L246 215H248V218H247V216H246V218L248 219L247 221H246V219H245V221L243 220V223H245V222H248V223H251L252 222V224H254V225H252V228H254V227H256L255 226V224L257 223L256 222V220L254 219V218H252L251 217V215H249V214H247ZM63 213V212H62ZM83 213V212H82ZM88 212H86V213H83L82 214V217L84 218V222L82 223V225H80V226H78L83 220V218L81 219L82 221H80V220H78L77 219V223L80 221V223H78V225H76L77 223H76V220H72V216H68L69 218H71V220H72V223L74 222V223H76L75 225H74V223L72 224H70L69 223V225H68V227L67 228H70V226L71 227H74L75 228V226H78V228H79V230H81L80 232H84L85 234H86V236L88 237V236H90V237H92L91 235H92V230L91 229H93V232H94V230L96 231V229H94V227H93V222H92V220L90 221V219H93V221H94V218L93 217H91L90 219H88V216L90 217V215L92 216V214H90V215H86ZM135 213V212H134ZM181 213V212H180ZM179 213V214H180ZM183 213L184 214H186L184 211H183ZM197 213V212H196ZM230 213H229V215H230ZM250 213V212H249ZM97 214V213H96ZM95 214V215H96ZM102 214H101V217H102ZM136 214V213H135ZM138 214V213H137ZM177 214V213H176ZM184 214H183V216H184ZM199 214V213H198ZM244 214V215H245ZM255 214H257V215H255ZM64 215H67V214H64ZM75 215V214H74ZM77 215V214H76ZM79 215H81V214H79ZM79 215H77V216H79ZM99 215V214H98ZM97 215V216H98ZM140 216L139 217H141V213L139 214ZM175 214H173L172 216H174ZM181 215V214H180ZM189 214H188V216H190ZM166 216H167V218H166ZM168 216L171 218V216L170 215H168V214H166L165 215V218L166 219H168ZM178 216V217H177ZM185 216H187V215H185ZM184 216V217H185ZM196 217H197V214L195 215ZM199 216H201V215H199ZM258 216V217H257ZM99 217L100 216H98L97 218L99 219ZM143 217V216H142ZM141 217V218H142ZM176 217V218H175ZM174 218L175 219H178L180 216L179 215H176ZM196 217H193V218H195V220L197 221V219H198V217L196 218ZM228 217V218H227ZM244 217V216H243ZM61 218H63V216L61 217ZM60 217H58L57 219H54V221H57L56 223H58V226H60L59 228H60V231H62V230H64V229H66V227H65V225H67L68 223H65L64 225L63 224H61L60 225V223H61V221H62V219H61ZM66 219H68L67 218V216L65 217ZM74 218V217H73ZM78 218V217H77ZM86 218V219H85ZM140 218V219H141ZM144 218V217H143ZM142 218V219H143ZM163 218V217H162ZM165 218L163 219L164 220V222H165ZM169 218V219H170ZM186 218V217H185ZM185 218L184 219H182V217H181V219H182V221L181 222H184V229H186L187 227H189L190 225H191V223H193L194 222V219H192V217L190 218V220L192 219L193 221H190L189 223L188 222H186V223H188L187 225L185 224ZM245 218V217H244ZM79 219H80V217H79ZM168 219V220H169ZM180 218H179V220H176V221H180L181 220ZM186 219H188V218H186ZM226 219L224 220V222L225 223H228V224H230V221H226ZM253 219H254V221H253ZM69 220V219H68ZM100 220V219H99ZM102 220V219H101ZM108 220H110V221H108ZM144 220V219H143ZM168 220H167V222H168ZM171 220V219H170ZM173 220V219H172ZM172 220L170 221L171 223H172ZM184 220V221H183ZM199 220V222H200V220L201 219H198ZM230 220H232V219H230ZM15 221V220H14ZM14 221L12 220V224H14ZM88 221H90V224H92V225H90V224H88L89 222ZM104 221H101L102 223L104 222ZM142 221V220H141ZM175 220H174V222L176 223V224H178L180 227V229H181V225H182V229L181 230H183V224L181 223V224H179V223H177ZM188 221V220H187ZM50 222H51V220H50ZM199 222L197 221V225L199 224ZM221 223H223V221H220ZM253 222H256V223H253ZM9 223H11V222H9ZM17 222L15 221V227H14V229H16V231L17 232H15V230L13 229V228H10V226H7V227H9V228H7L6 230L7 231H5L4 229H3V226L1 227V225H0V235H6L7 233H9L10 235H12L14 238H15V241H18V244H20V242L19 241H23V242H25V244H23V242H22V244L25 246H23L22 244V246H23V248L22 249H25L27 246H28V248L27 249H25V250H28V252H29V256L28 255H26L27 256V258H25V257H21V258H23V263L22 264H25L24 262H26V264H42V262L44 261H46L47 262V260L45 259V258H48L46 255H45V253L47 254L48 253V251H50V250H52V252H53V254H52V252L50 251L49 252V254H48V256H53L54 255V252H55V255L57 254L56 253V251H55V248H54V245H52L51 246V244H49V243H43V246H42V244H40L39 242H41L40 241V239H39V237H38V231L35 229V228H33V227H31V228H33V231H35V236L34 237H31L32 236V234H31V236L30 237H26V235L25 234H28V230H26V227H25V229L23 230V227L25 226L24 224V226L23 227H21L22 226V224L19 226L18 225V223H23V222H18L17 224H16ZM99 223V222H98ZM219 224V222H216V224H214V225H212V224H209V226H216V225H218ZM257 223V224H258ZM7 224V223H6ZM88 224V225H87ZM106 224V223H105ZM109 224H111V223H109ZM174 224V223H173ZM194 224V223H193ZM192 224V225H193ZM227 224V225H228ZM256 224V225H257ZM260 224H258V226L260 225ZM3 225V224H2ZM10 225V224H9ZM16 225H18L19 227H20V229L22 228V232H21V230L18 228V226H16ZM83 225H86V226H83ZM100 225L101 226H103V224H101L100 223ZM169 225H170V223H169ZM178 225H177V227H178ZM200 225V224H199ZM220 225V224H219ZM232 225V224H231ZM239 225V224H238ZM237 225V226H238ZM250 225V224H249ZM263 225V226H262ZM6 226V225H5ZM4 226V227H5ZM12 226V225H11ZM55 226V225H54ZM88 226V227H87ZM92 228H91V227ZM98 226V225H97ZM106 226V225H105ZM109 226V225H108ZM173 226V225H172ZM176 226V225H175ZM185 226H186V228H185ZM206 226V225H205ZM204 226V227H205ZM220 226H222V225H220ZM224 226V225H223ZM263 227V231H264V224H261L260 225V227ZM50 227V226H49ZM56 227V226H55ZM64 229H63V228ZM85 227V228H84ZM96 227V226H95ZM100 227V226H99ZM98 227V228H99ZM194 227H195V224H194ZM194 227H189V230H190V228L192 229V228H194ZM203 227V228H204ZM207 227V226H206ZM225 227V226H224ZM224 227H221V228H218V230H214L213 228V231H210L209 229V227H207V228H209L208 230L210 231H206V229L204 230L205 231V233L207 234V232H209V233H212V234H214V235H217V234H219V235H217V236H219L218 238H219V244L220 243H222L221 241H222V238L223 237H220V234L222 233V234H225V233H227V232H225L224 230H226ZM228 227V226H227ZM226 227V228H227ZM236 227V226H235ZM234 227V228H235ZM259 227V228H260ZM261 227V228H262ZM6 228V227H5ZM31 228H28L27 227V229H29V231L30 232H32V230H31ZM48 228V227H47ZM54 228V227H53ZM77 228V227H76ZM77 228V229H78ZM82 228V229H81ZM91 228V229H90ZM107 228V227H106ZM174 228H176V227H173V229ZM178 228V230H180ZM222 228H224V229H222ZM259 228H256V229H259ZM261 228H260V230H258L260 233L262 232L261 231ZM8 229L10 230V231H12V232H15V233H10L9 231H8ZM12 229V230H11ZM56 229H57V227H56ZM102 229V228H101ZM109 229V228H108ZM173 229H172V231H173ZM188 229V228H187ZM211 229V230H212ZM220 229L221 230H223V232H221L220 231ZM255 229V228H254ZM255 229V230H256ZM26 230V233H24V231ZM91 230V231H90ZM104 230V229H103ZM110 230V229H109ZM177 228H176V230H175V232H176V234H177ZM189 230H187V233L186 234H188L189 233ZM227 230H228V228H227ZM99 231V230H98ZM101 231V230H100ZM105 231V230H104ZM106 231H108L107 229H106ZM191 231V230H190ZM182 232V231H181ZM180 231L178 232L179 234H180V236H182V235H184L185 234V232L183 231V233H181ZM251 232L254 234V232H253V229L251 230ZM96 233H98V232H96ZM260 233H258V234H255V239H257L258 237H259V234ZM90 234V235H89ZM182 234V235H181ZM263 232H262V234L260 235V240H261V242H259V240H257V242L256 241H254L255 239H254V237H252L253 239H251V237H250V239L252 240V241H245V243L244 244H247V242L249 243V242H251V243H249L248 245H249V247H250V250H251V252H252V264H264V241H263V239H264V237H263ZM83 235V234H82ZM210 235V237H211V234H209ZM209 235H207V236H209ZM214 235H212L213 237H211V238H213L214 239ZM226 235V234H225ZM225 235H224V237H225ZM86 236H84V237H86ZM95 236V235H94ZM93 236V237H94ZM216 236V237H217ZM221 236H223V235H221ZM210 237H208V239L210 238ZM215 237V240L217 239ZM34 238V239H33ZM204 238H205V241H203L204 240ZM204 238H202V239H200L201 240V242H203L202 243V246H200V248H203V246L205 247L206 246V244H207V246L210 244V246H208L209 248L208 249H210V247H212V246H214V245H211V243H216L217 242V244H218V241H215V240H213L212 242H210V239H209V241L207 242V240L208 239H206V237H204ZM258 238V239H259ZM35 240H37V241H35ZM212 240V239H211ZM223 240H224V238H223ZM33 242V243H32ZM200 242V243H201ZM204 242H206V244L204 245ZM17 243V242H16ZM15 243V244H16ZM42 243V242H41ZM209 243V244H208ZM17 244V245H18ZM262 244V245H261ZM45 245V246H44ZM48 246H51V247H53V248H47ZM206 246V247H207ZM215 246H217V245H215ZM220 246V245H219ZM18 247V246H17ZM34 247H35V249H34ZM206 247H205V249H206ZM21 248V247H20ZM98 248H100V247H98ZM217 248V247H216ZM44 249H46V250H44ZM213 249V248H212ZM214 249H215V247H214ZM213 249V250H214ZM95 250V251H94ZM99 249H97V247L95 248V246H94V249H93V251L92 252H90V253H88V255L89 256H87V259L89 260V262L87 261L86 262V264H113L114 262V260L112 259V261H110V259L108 258L107 260H109L111 263H109L108 261L106 262V258L103 260L102 258H100L101 256L99 255L102 251H101V249L98 251ZM203 250V249H202ZM201 250V251H202ZM207 250V249H206ZM205 250V251H206ZM31 251H32V253H31ZM35 251V252H34ZM90 251V250H89ZM101 251V252H100ZM200 250H198V251H195V252H199ZM205 251H203V252H205ZM97 252V253H96ZM98 252H99V254H98ZM107 252V254H109V251H106ZM208 252V251H207ZM27 253V251L24 253V254H26ZM103 253H105V252H102V255H103ZM206 253V252H205ZM261 253V254H260ZM28 254V253H27ZM32 254V255H31ZM90 254H92V255H90ZM193 254L195 255L196 253H192V255H191V257L192 258H194V259H197V260H202L203 261V259H204V261H205V259H206V261L208 260H211V259H207V258H202V259H200V257H199V259H198V256L199 255H201V254H203V253H201V254H197L196 255V257H194L193 256ZM218 254H219V251H218ZM100 257H99V256ZM105 255H106V253H105ZM104 255V256H105ZM206 255H207V257L208 256H210V255H208V253H206ZM206 255H203L204 257H206ZM261 255V256H260ZM22 256V255H21ZM24 256V255H23ZM37 256V257H36ZM43 256H46V257H44V259H43ZM91 256V257H90ZM109 256H110V254H109ZM202 256V257H203ZM30 257H32L31 259H30ZM99 257V258H98ZM97 258V259H96ZM210 258H211V256H210ZM217 258V257H216ZM0 259H1V257H0ZM19 259V258H18ZM41 259H43V261L41 262ZM49 259H50V257H49ZM54 259V261H55V263H54V261H52V263L51 264H57V256L56 257H53L52 258V260ZM78 259V258H77ZM86 259V260H87ZM2 260V259H1ZM66 260V259H65ZM65 260H63V262H64V264H67V262L65 261ZM101 260V261H100ZM261 260H263V261H261ZM19 262L18 263H20V262H22V259H21V261L20 260H18ZM39 261L41 262V263H39ZM78 261H81V259L80 260H78ZM1 262V261H0ZM66 262V263H65ZM106 262V263H105ZM2 263V262H1ZM207 263V262H206ZM5 264V263H4ZM45 264V263H44ZM61 264H63V263H61ZM115 264V263H114ZM205 264V263H204ZM208 264V263H207ZM209 264H211V262H209Z\"/></svg>","mask_w":264,"mask_h":264}]
</instances>
